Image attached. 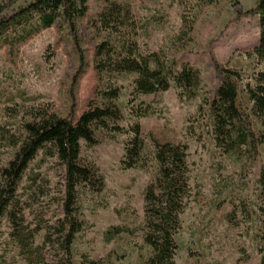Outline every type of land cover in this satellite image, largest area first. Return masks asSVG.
I'll return each instance as SVG.
<instances>
[{"label": "rangeland", "instance_id": "rangeland-1", "mask_svg": "<svg viewBox=\"0 0 264 264\" xmlns=\"http://www.w3.org/2000/svg\"><path fill=\"white\" fill-rule=\"evenodd\" d=\"M33 1L0 0V18ZM107 1L131 10L139 26L137 41L143 52H164L178 64V70L188 64L200 72L204 90L199 97H192L174 84L167 92L154 96H134L135 75L96 70L97 47L104 42L117 46L116 38L100 31L97 23ZM256 3L257 0H219L213 4L198 0H90L87 16L78 22L87 69L75 90L71 87L79 60L67 28L61 31L56 25L26 43L0 47V128L20 135L25 124L35 121L34 113L43 110L70 118L73 103L76 119L90 109L116 107L121 113L118 126L129 129L134 123L141 124L143 149L133 170L126 171L121 165L128 136L94 124L97 145L89 148L82 142L80 163L97 171L104 188L99 194L84 187L78 189L75 216L83 228L71 247L73 264H81L83 255L99 264H145L152 254L145 243L148 229L144 200L146 188L160 178L152 136L162 142H182L188 147L193 192L181 216L182 230L176 237L179 246L176 264H261L262 224L258 208L264 145L259 147L260 157L252 168H242L222 155L214 146L208 107L202 102L204 97L209 102L215 99L225 77L223 69L237 71L242 78V82L236 81L238 108L252 124L253 131L257 135L262 132L246 92V85L253 84L254 75L263 69L253 56L259 43L258 19L248 14ZM184 17L192 19L194 24L187 40L180 43ZM109 83L122 88L118 101H106L102 97ZM21 93L41 100L36 104L20 99L14 104L4 101L7 96ZM143 110L149 111L147 117H134ZM106 121L110 127L115 125L112 120ZM14 153L6 150L0 167ZM41 158L39 153L36 162ZM35 163L30 169L35 168ZM56 163L51 160L41 170L52 192L40 204L26 210L29 224L34 223L39 212H44L51 224L63 219L60 206L65 192V172ZM29 173L19 186L23 201H28L22 188ZM242 200L250 205L251 221L233 229L228 226L226 215L233 204L238 205ZM118 226L137 229L136 238L124 235L107 243L106 232ZM9 233L10 225L2 218L0 264H25ZM44 238L42 232L37 244H43Z\"/></svg>", "mask_w": 264, "mask_h": 264}, {"label": "trees", "instance_id": "trees-1", "mask_svg": "<svg viewBox=\"0 0 264 264\" xmlns=\"http://www.w3.org/2000/svg\"><path fill=\"white\" fill-rule=\"evenodd\" d=\"M198 1L213 4L219 0ZM89 2L90 0H34L11 15L0 18V47H15L26 43L56 25H59L61 31L67 28L79 60L71 87L75 90L87 69L78 22L87 16ZM248 14L255 15L258 19L259 43L253 56L257 65L263 69L254 75L253 84L246 85V92L252 114L261 124L262 132L257 135L250 121L238 108L239 89L236 81L242 82L239 72L223 69L225 77L215 99L211 102L208 98L202 99L203 105L208 107L215 148L242 168L256 165L260 157L259 147L264 145V0H257L255 8ZM97 23L100 31L117 40L115 47L109 42L97 47L95 68L98 72L135 75L134 96H154L167 92L172 84L192 97L200 96L204 88L198 70L188 64H183L178 70V64L164 52L148 53L141 50L137 41L139 26L129 8L107 1L98 15ZM193 24L192 19L184 17L178 40L180 43L187 40ZM121 93V87L109 83L102 97L106 101H118ZM18 99L28 104H36L41 100L40 97H29L21 93L16 97L7 96L4 101L14 104ZM74 110L75 103L70 118H61L48 110L34 113L35 121L25 124L20 135L0 128V164L4 161L6 150L15 152L12 159L0 167V220L7 219L10 240L16 245L19 257L25 264H73L71 247L83 228V224L75 216L78 189L84 187L93 194H99L104 188V182L97 171L80 163L82 142L89 148L97 145L92 130L94 124L106 131L128 136L121 163L124 170L135 169L141 157L143 141L140 123H134L129 129L118 126L121 113L116 107L90 109L78 119L75 118ZM132 110L131 113L134 114ZM148 114L149 111L143 110L134 117L139 119ZM106 120H112L115 125L110 127ZM152 143L160 178L155 184L148 186L144 194L148 229L145 243L152 249L145 264H176L179 251L176 237L182 230L181 216L193 192L188 147L182 142H162L154 136ZM39 153L42 158L36 162ZM51 160H56V165L65 172V192L60 206L63 219L51 224L45 213L39 212L34 223L29 224L26 210H31L43 198L51 195L49 182L41 175L42 168ZM33 163L35 168L30 169ZM28 172L26 185L22 188L28 201H23L19 186ZM259 187L261 196L258 212L262 224L259 237L262 247L259 254L261 264H264V172L260 174ZM250 221V205L244 200L238 205L233 204L230 213L226 215V222L233 229ZM42 232H45L44 242L38 245L37 239ZM137 234V229L128 226L111 227L106 232L105 241L111 244L124 235L134 239ZM81 259V264H99L90 260L87 255H83Z\"/></svg>", "mask_w": 264, "mask_h": 264}]
</instances>
